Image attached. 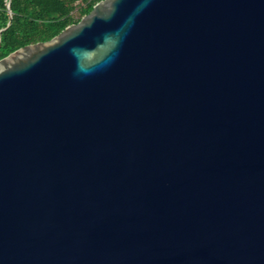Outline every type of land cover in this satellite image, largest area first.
I'll return each mask as SVG.
<instances>
[{"label": "water", "instance_id": "obj_1", "mask_svg": "<svg viewBox=\"0 0 264 264\" xmlns=\"http://www.w3.org/2000/svg\"><path fill=\"white\" fill-rule=\"evenodd\" d=\"M0 264H264V0H99L0 58Z\"/></svg>", "mask_w": 264, "mask_h": 264}, {"label": "trees", "instance_id": "obj_2", "mask_svg": "<svg viewBox=\"0 0 264 264\" xmlns=\"http://www.w3.org/2000/svg\"><path fill=\"white\" fill-rule=\"evenodd\" d=\"M98 1L0 0V58L24 45L51 39Z\"/></svg>", "mask_w": 264, "mask_h": 264}]
</instances>
